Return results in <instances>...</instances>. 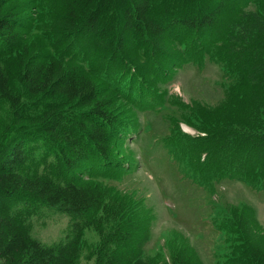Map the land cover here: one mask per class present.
<instances>
[{"label": "rangeland", "instance_id": "374dc122", "mask_svg": "<svg viewBox=\"0 0 264 264\" xmlns=\"http://www.w3.org/2000/svg\"><path fill=\"white\" fill-rule=\"evenodd\" d=\"M10 3L18 7L21 37L44 39L46 54L50 46L68 57L80 54L78 64L113 93L112 112L120 123L112 161L93 158L74 175L125 203L127 217L138 220L134 246L156 264H169L179 249L201 264H258L264 171L259 176L250 169L247 178L255 188L237 167H226L221 155L227 137L234 141L237 131L264 127V81L253 66L264 62V0L234 1L231 16L212 29L170 30L157 49L132 41L116 59L92 48L83 34H64L60 0ZM233 25L234 33H249L237 39L217 35ZM15 122L3 103L0 138L9 136L4 134ZM235 160L240 164V157ZM28 221L32 235L48 244L63 239L70 225L69 216L52 206H42ZM81 244L78 264H94L89 255L99 244L97 231L86 229Z\"/></svg>", "mask_w": 264, "mask_h": 264}, {"label": "trees", "instance_id": "16d2710c", "mask_svg": "<svg viewBox=\"0 0 264 264\" xmlns=\"http://www.w3.org/2000/svg\"><path fill=\"white\" fill-rule=\"evenodd\" d=\"M234 1L60 0L58 23L65 35L83 34L92 48L116 59L132 41L157 49L170 30L212 29L231 16ZM15 9L10 0H0V107L8 103L16 120L4 134L9 136L0 138V264H78L86 229L99 235L89 255L94 264H156L134 246L138 220L127 217L125 203L74 175L93 158L112 161L110 149L120 123L112 112L113 93L78 64L80 54L68 57L50 44L46 54L40 44L44 39L21 37ZM237 25L222 34L217 29V35L237 39L249 33H234ZM253 66L264 81V62ZM236 134L240 136L234 141L227 137L222 146L227 150L221 155L223 164L237 167L257 188L247 175L254 173L252 167L254 175L264 171V127ZM42 206L57 207L70 218L66 236L58 242L48 244L32 235L28 218ZM263 248H254L258 264H264ZM169 262L201 264L184 249L172 252Z\"/></svg>", "mask_w": 264, "mask_h": 264}]
</instances>
